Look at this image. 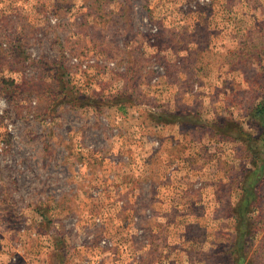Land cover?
<instances>
[{
  "label": "rangeland",
  "instance_id": "obj_1",
  "mask_svg": "<svg viewBox=\"0 0 264 264\" xmlns=\"http://www.w3.org/2000/svg\"><path fill=\"white\" fill-rule=\"evenodd\" d=\"M0 142V264H264V0H0Z\"/></svg>",
  "mask_w": 264,
  "mask_h": 264
},
{
  "label": "built area",
  "instance_id": "obj_2",
  "mask_svg": "<svg viewBox=\"0 0 264 264\" xmlns=\"http://www.w3.org/2000/svg\"><path fill=\"white\" fill-rule=\"evenodd\" d=\"M3 148H4V144L0 142V152L3 150Z\"/></svg>",
  "mask_w": 264,
  "mask_h": 264
},
{
  "label": "trees",
  "instance_id": "obj_3",
  "mask_svg": "<svg viewBox=\"0 0 264 264\" xmlns=\"http://www.w3.org/2000/svg\"><path fill=\"white\" fill-rule=\"evenodd\" d=\"M257 113H258V111H256ZM247 226H248V224H247ZM246 229H248L247 227H245ZM249 230V229H248ZM248 230H247V232H248Z\"/></svg>",
  "mask_w": 264,
  "mask_h": 264
}]
</instances>
